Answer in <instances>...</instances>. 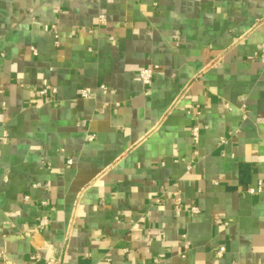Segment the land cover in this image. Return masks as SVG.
Returning a JSON list of instances; mask_svg holds the SVG:
<instances>
[{
    "label": "crops",
    "instance_id": "0c3cea01",
    "mask_svg": "<svg viewBox=\"0 0 264 264\" xmlns=\"http://www.w3.org/2000/svg\"><path fill=\"white\" fill-rule=\"evenodd\" d=\"M263 41L264 0H0V264H264Z\"/></svg>",
    "mask_w": 264,
    "mask_h": 264
},
{
    "label": "built area",
    "instance_id": "2783aa9c",
    "mask_svg": "<svg viewBox=\"0 0 264 264\" xmlns=\"http://www.w3.org/2000/svg\"><path fill=\"white\" fill-rule=\"evenodd\" d=\"M105 24H106V16L104 14H100L99 17H98V25L99 26H104ZM56 37H57V44H59L58 34H56ZM110 39L112 40L113 37H110ZM31 50H32L33 54H36V49L34 47H32ZM259 59H260V62L262 64V66L264 67V41L262 42V44L260 46ZM157 68H158L157 65H152V66L144 67V68H142L140 70L139 77H140V80L142 81V83L144 85L148 86L151 83ZM102 87H104V86H102ZM56 92H57L56 87L52 86L51 84H46L40 89V94L42 96H44V97H48L50 95H54ZM76 95L80 99H87V98H91L93 96V91H92V89L90 87H80V88H78L76 90ZM226 107L228 109H230V106H228V104H226ZM243 116L246 117V114L244 112H243ZM199 131H200V128L198 126H194L192 128V134L194 136H198L199 135ZM86 138H87L88 141H92V140H94L95 135L92 134V133H89V134H87ZM68 163L71 164L72 160L69 159ZM191 166H192L191 164H188V168H191ZM263 189H264V182H263V180L259 179L258 182H257L256 187H250L248 189V192L251 193V194L259 193V192H262ZM176 202L180 203L181 202V198L180 197L176 198ZM43 204H46V202H43ZM190 209H191V212L196 213V214L200 212V209L198 208V206H192ZM40 224L41 225L47 224L46 217H42L41 218ZM182 238L184 239V246L186 248L189 247L191 245V242L187 238V236L185 234H183ZM225 251H226V247L225 246H221L217 250V256L218 257L223 256ZM182 256L184 257L185 254H182ZM0 257H2L1 253H0ZM31 258L35 259V260H40L41 259V255L39 253H34V254L31 255ZM45 263L46 264H55V262L53 260H51V259H46Z\"/></svg>",
    "mask_w": 264,
    "mask_h": 264
}]
</instances>
